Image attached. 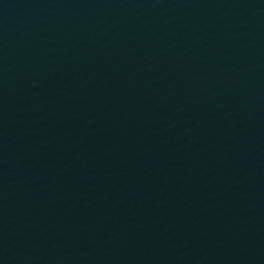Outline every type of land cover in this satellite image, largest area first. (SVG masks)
I'll return each instance as SVG.
<instances>
[{"label": "water", "instance_id": "obj_1", "mask_svg": "<svg viewBox=\"0 0 264 264\" xmlns=\"http://www.w3.org/2000/svg\"><path fill=\"white\" fill-rule=\"evenodd\" d=\"M0 264H264V0H0Z\"/></svg>", "mask_w": 264, "mask_h": 264}]
</instances>
